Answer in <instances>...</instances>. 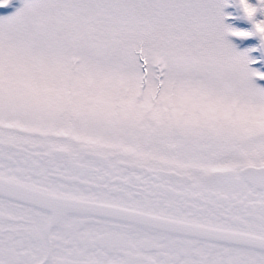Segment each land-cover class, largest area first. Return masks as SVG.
Returning a JSON list of instances; mask_svg holds the SVG:
<instances>
[{"label": "snow or ice", "instance_id": "1", "mask_svg": "<svg viewBox=\"0 0 264 264\" xmlns=\"http://www.w3.org/2000/svg\"><path fill=\"white\" fill-rule=\"evenodd\" d=\"M0 0V264H264V0Z\"/></svg>", "mask_w": 264, "mask_h": 264}, {"label": "rangeland", "instance_id": "2", "mask_svg": "<svg viewBox=\"0 0 264 264\" xmlns=\"http://www.w3.org/2000/svg\"><path fill=\"white\" fill-rule=\"evenodd\" d=\"M22 6V0H13V5L8 9V12H12L15 10V8H18ZM2 11V10H0Z\"/></svg>", "mask_w": 264, "mask_h": 264}]
</instances>
